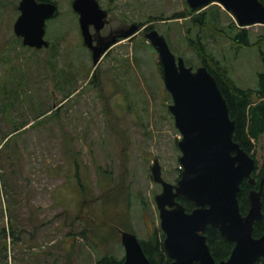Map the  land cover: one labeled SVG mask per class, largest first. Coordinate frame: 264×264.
Masks as SVG:
<instances>
[{"label":"rangeland","instance_id":"1","mask_svg":"<svg viewBox=\"0 0 264 264\" xmlns=\"http://www.w3.org/2000/svg\"><path fill=\"white\" fill-rule=\"evenodd\" d=\"M52 1L57 12L45 20L48 45L34 48L13 32L18 0H0V264H94L104 252L121 257L120 230L146 239L160 229L153 160L168 181L181 170V134L154 46L140 31L121 39L91 82L92 51L73 0ZM98 2L105 24L90 26L94 43L131 23L152 25L186 64L201 63L186 44L190 25L170 18L186 0ZM218 17L211 18L215 26L192 25L191 35H202L238 85L255 86L262 67L257 48L231 44L226 25L235 18L222 6ZM250 29L252 41L264 37V26Z\"/></svg>","mask_w":264,"mask_h":264},{"label":"water","instance_id":"2","mask_svg":"<svg viewBox=\"0 0 264 264\" xmlns=\"http://www.w3.org/2000/svg\"><path fill=\"white\" fill-rule=\"evenodd\" d=\"M190 7H204L211 0H186ZM231 13L238 25L264 24V3L260 0H215ZM72 7L79 15L83 41L91 49L94 64L113 42L115 36L103 44L93 42L90 26L101 29L105 24V10L98 0H73ZM19 14L13 30L22 37V44L45 47V20L57 11L52 0H19ZM138 24L131 23L121 36H132ZM154 46L162 67L166 89L171 95L168 109L181 137L180 176L176 183L163 178L161 166L155 158L150 167L154 181L162 185L154 195L159 209V224L164 232L163 247L171 258L170 264H252L264 260V233L252 234L253 224L261 218L262 182L248 192L249 207L241 213L238 191L243 178L255 184L251 175L254 159L233 139L234 120L229 116L227 103L217 81L206 65L186 64L182 55L170 48L165 35L155 27L142 32ZM184 196L194 203L186 210L177 197ZM208 225L219 229L222 236L233 242L226 258L215 260L206 241ZM124 246L122 264H150L137 236L120 231Z\"/></svg>","mask_w":264,"mask_h":264},{"label":"trees","instance_id":"3","mask_svg":"<svg viewBox=\"0 0 264 264\" xmlns=\"http://www.w3.org/2000/svg\"><path fill=\"white\" fill-rule=\"evenodd\" d=\"M205 7H190L187 2L183 10L173 12L170 18H183L190 27L195 25L202 30L205 26H215L211 18H219L221 5L213 2ZM264 3V0H260ZM57 12V11H56ZM161 15L153 19H162ZM251 25L240 26L233 19L226 25L228 30L227 36L234 46L254 45L262 60V67L257 71L255 86H240L229 74L227 66L220 59H217L212 52L208 51L204 39L200 33L191 35L190 27L186 28L185 40L187 46L192 49L198 56L201 63L206 65L207 69L215 77L219 89L227 103L229 116L234 120L235 127L233 139L246 150L254 159V168L251 175L255 178V184H251L247 178H243L238 191V202L241 213H246L249 207L248 192L252 187L257 185L264 175V37L261 34H255V40L252 41ZM264 26V24H258ZM152 26V25H150ZM160 76H162L161 63L158 60ZM94 82L95 75L91 77ZM68 94H66L67 96ZM27 122L20 126H15L11 131L5 133L3 138L11 132L18 130ZM34 123V122H33ZM31 123V124H33ZM19 131V130H18ZM17 132V131H16ZM15 133V132H14ZM13 134V133H12ZM187 210L191 209L194 204L189 199L180 196L178 198ZM262 216L253 224L252 234L259 236L264 233V179L262 182ZM206 241L210 248L211 254L217 261L226 258L232 247L233 242L221 235L219 229L215 226L208 225L204 230ZM163 232L155 228L151 235L146 239L140 238L143 251L150 260V264H170L171 259L166 254L162 245ZM123 256L104 252L95 259L94 264H122ZM252 264H264L263 258L257 259Z\"/></svg>","mask_w":264,"mask_h":264},{"label":"flooded vegetation","instance_id":"4","mask_svg":"<svg viewBox=\"0 0 264 264\" xmlns=\"http://www.w3.org/2000/svg\"><path fill=\"white\" fill-rule=\"evenodd\" d=\"M19 1V0H18ZM39 1V0H38ZM17 9H18V3H17ZM18 14H19V9H18ZM18 14H17V16H18ZM16 16V17H17ZM16 17H15V19H16ZM14 19V20H15ZM14 22V21H13ZM129 27V26H128ZM127 27V28H128ZM149 27H151L150 25H146V26H143V25H139L138 26V31H140V33H142L143 32V30L144 29H148ZM12 29H13V25H12ZM99 30V29H98ZM124 31H126V29H123V31H118V32H115V33H113L109 38H111V37H113V36H115V38H114V40H113V42L109 45V47L106 49V51L103 53V54H101L100 55V57L98 58V61H97V63H95L94 65H93V68H92V70H91V77L93 76V75H95V77L97 78L98 77V74L100 73V69H98V63L100 62V59L102 58V56L107 52V51H109V50H111V48H112V46H114L117 42H119V41H121V39H127V40H130V38L133 36H127V37H124V36H121L120 34L121 33H123ZM13 32H14V30H13ZM14 34L17 36V37H19L21 40H22V37L20 36V35H17L15 32H14ZM108 38V39H109ZM106 41V40H105ZM104 41V42H105ZM94 42V41H93ZM103 42V43H104ZM96 44V43H95ZM24 46H27V47H32V46H29V45H25V44H23ZM99 45H101V44H99ZM35 48V47H34ZM123 64H125L124 62H122V65ZM114 77H116V75L114 76ZM162 79H163V76H162ZM117 82L118 83H120V79L118 78L117 79ZM151 167V166H150ZM181 171V170H180ZM162 174V173H161ZM179 176H180V172H179V174H178V176L176 177V179L172 182V183H176L177 182V180H178V178H179ZM164 178V177H163ZM171 182V181H170ZM160 184V183H159ZM160 186H161V189H162V185L160 184ZM258 186V185H257ZM161 191V190H160ZM159 191V192H160ZM181 196V195H180ZM180 196H178L177 197V199L180 197ZM182 197H184V196H182ZM179 200V199H178ZM180 201V200H179ZM181 202V201H180ZM155 204H156V202H155ZM194 204V203H193ZM156 207H157V204H156ZM194 207V206H193ZM192 207V208H193ZM191 208V209H192ZM185 209H186V207H185ZM191 209H189V210H191ZM157 210H158V217H159V209H158V207H157ZM187 210V209H186ZM159 227H160V224H159ZM160 230L163 232V230L161 229V227H160ZM121 231V230H120ZM128 231V230H127ZM130 232H133V231H130ZM134 233V232H133ZM135 234V233H134ZM163 234H164V232H163ZM136 235V234H135ZM137 236V235H136ZM138 238V240L140 241V238L139 237H137ZM163 238H164V235H163ZM163 238H162V245H163ZM120 240H121V238H120ZM122 243V242H121ZM141 244V243H140ZM122 246H123V244H122ZM142 246V245H141ZM123 249H124V246H123ZM143 249V248H142ZM165 250V249H164ZM124 252H125V250H124ZM165 252H166V250H165ZM166 254H167V252H166ZM168 255V254H167ZM123 256V258H124V254L122 255ZM170 258V257H169ZM171 259V258H170ZM171 262V261H170ZM193 264H198L197 262H194Z\"/></svg>","mask_w":264,"mask_h":264}]
</instances>
